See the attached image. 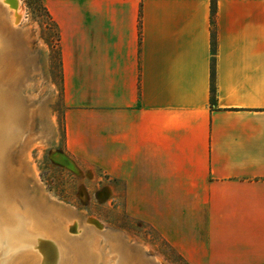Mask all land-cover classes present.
I'll return each mask as SVG.
<instances>
[{"label": "crops", "instance_id": "0c3cea01", "mask_svg": "<svg viewBox=\"0 0 264 264\" xmlns=\"http://www.w3.org/2000/svg\"><path fill=\"white\" fill-rule=\"evenodd\" d=\"M211 1L43 0L65 149L187 264H264V0H214V54Z\"/></svg>", "mask_w": 264, "mask_h": 264}, {"label": "rangeland", "instance_id": "374dc122", "mask_svg": "<svg viewBox=\"0 0 264 264\" xmlns=\"http://www.w3.org/2000/svg\"><path fill=\"white\" fill-rule=\"evenodd\" d=\"M20 6L24 15L18 27L14 28L5 20L14 29L12 38L16 45H12V51L7 46L4 48L8 52L9 67L6 69V63L1 66L0 78L7 89L4 99L10 95L8 85L13 98L21 101L24 110L26 135L9 148L8 159L21 165L17 167L11 163L13 170H20V179L24 180L25 199L39 196L46 201L43 204L49 203L54 211L69 213L70 218L77 220L79 230L84 218L100 220L103 230L121 234L126 247L136 249L140 257H145L151 264H187L154 228L127 214L121 196L117 195L114 200L113 182L105 169L67 154L56 28L45 12L43 0H20ZM3 35L6 40L10 39L8 32ZM62 156L69 166L60 161ZM20 199H14L17 205L12 209L14 213L0 202V228L13 229L19 236H24L23 232L27 231V239L21 243H8L5 238H0V264L6 255L19 251H35L33 254L39 255L40 262L44 260L41 247L47 242L41 243L40 240L46 239L33 236L38 233L27 230L28 227L18 230L15 226L14 215L20 216L23 210L26 211L25 202ZM44 216L45 213L40 218ZM28 236L32 237L28 239ZM102 245L105 246L104 241Z\"/></svg>", "mask_w": 264, "mask_h": 264}, {"label": "bare ground", "instance_id": "6f19581e", "mask_svg": "<svg viewBox=\"0 0 264 264\" xmlns=\"http://www.w3.org/2000/svg\"><path fill=\"white\" fill-rule=\"evenodd\" d=\"M3 10L6 12V17ZM23 15L24 11L20 6V0H0V69L5 63L6 69L9 67L7 63L8 52L4 48L7 46L10 51L14 44L12 38L14 29L12 30V27L5 20L16 28L18 22L23 19ZM5 31L9 33L10 39L6 40V36L3 37ZM9 53L12 54V52ZM7 88L10 95L6 101L3 94L7 89L0 78V193L2 195L0 202L7 206L8 211L15 212L12 210L17 206L14 199L16 197L21 198L20 200L25 202L23 205H25L27 211L23 210V220L26 218L27 221L21 223V229L25 230L28 227L27 230L38 233V235L33 236H39L41 237L39 239L45 238L48 241L40 240L41 243L47 242V245L41 247L44 254L43 261L40 262L38 254L37 257L36 254H33L35 251L31 253L19 251L12 252V254L2 258L4 260L3 264H37L42 262L44 264H151L145 257H140L136 249L127 248L121 234L103 230V224L100 220L93 217L84 218L83 227L79 230L77 220L70 218L69 213L63 214L57 212V210L54 211L49 203L44 205L43 202L46 201H43L39 196L33 197L32 200L25 199L24 180L20 179V170H13L14 166H12V164L17 167L21 165L8 159L9 148L13 146L17 139L21 141L26 135V133L24 135L25 130L23 128L24 110L21 101L13 98L14 95L10 92L11 87L9 88L7 85ZM4 104L6 108H4ZM7 181H9V184H6ZM12 192L14 195H11ZM43 213H45V216L41 219L40 216ZM27 235V231L24 236L14 235L13 241H16L14 243L23 242L27 239ZM31 237L28 236V239ZM103 241L105 246L102 245ZM153 263L155 264V262Z\"/></svg>", "mask_w": 264, "mask_h": 264}, {"label": "trees", "instance_id": "16d2710c", "mask_svg": "<svg viewBox=\"0 0 264 264\" xmlns=\"http://www.w3.org/2000/svg\"><path fill=\"white\" fill-rule=\"evenodd\" d=\"M45 9V7H44ZM215 11H216V5L214 0L211 1L210 5V25H211V48H212V54L215 52ZM45 12L47 16L50 18L49 14L47 13L46 9ZM53 23V22H52ZM54 25V23H53ZM55 26V25H54ZM55 34H57V31L55 30ZM58 34H57V47L56 51L58 53V63H59V74H60V80H61V86H62V71H61V59H60V52L58 47ZM215 102V85H214V70L213 66L211 68V85H210V104L213 105Z\"/></svg>", "mask_w": 264, "mask_h": 264}, {"label": "flooded vegetation", "instance_id": "af4514ba", "mask_svg": "<svg viewBox=\"0 0 264 264\" xmlns=\"http://www.w3.org/2000/svg\"><path fill=\"white\" fill-rule=\"evenodd\" d=\"M14 213V212H13ZM20 216L14 215V220L16 221V227L19 230L20 226L22 227L23 223V214H19ZM15 228V227H14ZM24 230V229H23ZM23 234H25V232H23ZM14 235H18L17 232H15L13 229H1L0 230V237L1 238H6V241L8 243H14L15 241H13V237Z\"/></svg>", "mask_w": 264, "mask_h": 264}, {"label": "water", "instance_id": "95a60500", "mask_svg": "<svg viewBox=\"0 0 264 264\" xmlns=\"http://www.w3.org/2000/svg\"><path fill=\"white\" fill-rule=\"evenodd\" d=\"M60 161L64 162L66 166H69L68 163H67V161H66V159L64 158V156H62L60 158ZM50 249H51V247H50Z\"/></svg>", "mask_w": 264, "mask_h": 264}]
</instances>
